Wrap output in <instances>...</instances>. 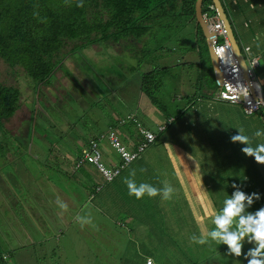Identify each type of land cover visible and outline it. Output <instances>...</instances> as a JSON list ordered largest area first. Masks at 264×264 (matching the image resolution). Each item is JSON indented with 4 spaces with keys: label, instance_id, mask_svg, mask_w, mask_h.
<instances>
[{
    "label": "rangeland",
    "instance_id": "rangeland-1",
    "mask_svg": "<svg viewBox=\"0 0 264 264\" xmlns=\"http://www.w3.org/2000/svg\"><path fill=\"white\" fill-rule=\"evenodd\" d=\"M231 4L235 6L229 10V15L234 19V28H232L238 36L237 41L242 53L247 56L259 50L255 46L260 43L261 37H264V11L258 12L259 4H255L258 13L249 16L246 10L249 6L248 2L234 0ZM251 12L253 10H249V14ZM177 23L183 24V34L174 33L167 39L165 36L166 41H161L165 52L152 51L146 58L159 67H170L158 97H165L166 106H163L167 111L166 115L173 116L178 109H182L189 102L184 96L191 92L186 82L190 77L189 71L193 72L191 76L198 80V72L205 67V60L196 52L198 48L194 46L195 24L186 23L184 20H178ZM144 44L145 42L135 45L121 41L117 44L93 45L82 51L75 50L71 57L65 60L63 69L58 70L57 82L51 87L43 86L40 91L38 90L39 92L35 88V83L22 69L17 68L16 72H13L15 70L12 71L0 62L1 82L18 88L21 93L20 109L5 123L11 136L0 134V242L3 246H10L5 238L8 236L9 242L13 239L25 249V258L20 255L18 258L16 255L13 257L17 261H28L29 264H139V256L137 258L133 256L135 252L147 244L156 243V246L166 244L169 247L168 252L162 253V261H167L163 264H247L243 256L236 261V258L226 255L227 246L218 245L211 239L204 245L193 244L191 237L194 234L197 236L201 234L195 227L191 226L188 234L183 232V225L179 227L176 222L169 221L170 225L155 229L147 223L134 220L137 215L142 218L137 208L134 209V218L129 215L130 210L137 207V201H133V197L127 194V186L123 182L131 171L136 172L137 184L148 183L154 186L156 184L151 182L152 177L157 175L160 186H164V181L167 182L174 189L173 193L182 199L183 186L197 178L199 168L185 170L184 167L179 166L169 171V166L175 167L178 164L173 165L170 160L171 153L166 152L164 145H178L183 142V134L175 129L162 133V144L156 142L143 153V159L151 166L150 169L142 171L141 161L126 168L127 170L112 185L116 188L117 194L102 180L103 177L95 166L89 163L85 165V168L97 173L101 183L106 185L104 192L99 196L98 209L92 206L88 210L91 223L86 227L79 225L78 231L76 228L65 230L63 235L59 234L57 241H53L51 235L47 237L43 231L46 227L55 230L54 223L64 228L65 220L73 214L66 202L68 199L64 196L75 195L74 201L78 203L80 195L88 194V189L83 184L88 185L86 177L91 181L98 179L85 169H83L85 176L82 177L81 172L77 168H72L67 161V158L74 156V150L81 148L82 142H90L97 137L96 134L107 132L109 121L118 124L124 122L123 128H131V132L137 135H127L126 140L118 136L123 144L129 146L130 143H135L134 140L136 143L140 142L142 126L138 128L137 122L129 119L130 116L147 127L142 128L152 132L160 130V126L166 124L165 113L153 106L145 93L135 88L137 78L134 70L138 67L141 57L139 50ZM199 47L204 48L202 41ZM72 48L71 45L67 46L61 54L68 53ZM183 62L192 63L194 66L180 67L183 66ZM148 67L150 68L145 63L142 68L147 70ZM263 73L258 74L259 81L264 79ZM83 80L86 87L79 89ZM92 80L98 88H95L97 92L94 97H91L89 92L93 88L90 85ZM218 91L219 88L214 89L216 94L212 97L213 100L218 99ZM140 92L141 98L137 96ZM201 103V100L195 102L194 107L200 108L206 115H217L225 125L246 129L230 113H217V109H222L224 103H220L219 107L208 101ZM235 106L243 110L241 105ZM152 116L162 124L159 126L154 123ZM256 131L258 130L254 133ZM110 132L108 131V135ZM15 136L23 143L15 139ZM26 138L31 139L28 145ZM255 142L252 143L253 147L260 144ZM243 147L245 145L239 144L236 148V156L240 154L239 157L242 158L241 162H237V171L234 169L229 177L223 176L219 179L224 181L223 190H227L228 196L235 191L233 184L239 185L246 194L256 189L263 191L260 194L262 200L258 202L261 206V202L264 201V165L256 163L254 158L247 157L241 151ZM99 148L106 164L108 158L114 159L113 163H120V154L108 137L99 140ZM201 151L198 157L195 152L194 155L200 157L198 160L202 167L205 166L202 179L204 184L211 183L212 190H215L214 196L208 192L205 185L202 201H197L184 193L193 205H201L199 209L192 210L199 218H203L210 211L208 205L221 209L225 200L224 191L221 195H217L214 188L219 180L214 177L223 174L220 170L214 169V165L220 163L219 151L214 149L213 144L210 148L211 153L206 154L205 149ZM223 152L226 154L224 165L227 166L232 162V157L230 153ZM178 153L179 150L175 155L177 156ZM249 167L253 170L249 171ZM148 199L153 200L152 197ZM144 200L146 201L145 196ZM58 201L66 204L67 208H59ZM254 203L248 209L249 212L258 207L257 201ZM142 204L144 205V201L140 199V205ZM182 209L183 206L179 211ZM146 220L154 221L148 217ZM43 225L45 227L42 229ZM202 228L206 229V226L203 225ZM213 228L214 225L211 223L207 230ZM154 232L155 236L151 235ZM44 236L47 238H42ZM176 238L181 240L178 248L173 242ZM187 239L189 240L186 241ZM253 246L246 242L243 252L247 253Z\"/></svg>",
    "mask_w": 264,
    "mask_h": 264
},
{
    "label": "trees",
    "instance_id": "trees-1",
    "mask_svg": "<svg viewBox=\"0 0 264 264\" xmlns=\"http://www.w3.org/2000/svg\"><path fill=\"white\" fill-rule=\"evenodd\" d=\"M196 1L197 0H82L83 7H77V0H0V62L7 65L12 71L15 70L13 72H16L17 68L22 69L26 75L32 79L33 83H35V88L37 89V92H39L43 86L51 87L55 82H57L56 74L58 70L63 69L65 60L71 57L75 50L82 51L93 45H104L105 43L117 44L121 41L135 45L137 43L145 42L143 47L139 50L141 51V57L139 58L138 67H135L137 69L134 70L137 78L135 81V88L136 90L139 89L141 92L145 93L150 99L151 104L163 111L165 113L164 115H166L167 111L163 106L165 105V97H158V93L162 91L164 79L167 77L170 67H159L155 65L153 61H148L146 58L147 54L152 51L156 53L159 51L161 53L165 52V47L161 43V41H166L164 40L165 36L167 39V37L174 33L178 34L181 32L183 34V24L177 22L178 20H184L186 23L195 24L196 26L195 31L197 32L198 45L196 44L194 46L199 48V55L203 60H205V67L199 71L198 80L189 74V78L192 79V82L188 84V87L194 83L192 87L194 95L192 98L189 95L185 96V98L189 99L188 104L182 109H178L174 113V116L171 114H167L165 116L166 125L164 126V132L176 129V127L186 130L185 128L188 127L190 119H192L193 122L191 128H200V125L194 122L195 115L191 117L193 114L192 111L196 108L194 107V103L208 97L212 98L217 92H214V89L219 88L220 90V87L218 86L214 76L204 33L197 22L195 9ZM221 1L233 27L234 19L231 15H229V10L231 7L235 6L227 3L226 0ZM210 5L214 6L213 0H204V13L208 10ZM235 36L238 39L236 34ZM142 38L143 40L141 41ZM201 41L204 43L203 49L199 47ZM69 45L73 46L72 50L62 55V51ZM245 58L247 61H250L256 57L249 53L245 56ZM257 59L258 65L254 67L253 71L257 81H259L256 73L264 70V59ZM145 63L150 66L147 70L142 68ZM185 65H188V67L194 66L192 63L187 64L186 62H183V66L180 67H185ZM180 67L174 66V68ZM257 70L258 72H256ZM139 71L142 73H138ZM90 85L93 88L88 91L91 93V97H94L97 92L95 88L97 87L93 80ZM94 90L96 91L94 92ZM205 90L208 92H205ZM262 90L264 93L263 87ZM216 100L219 101L217 103H226L224 105V111L226 110L227 113L233 115L236 121L246 128L244 130V134L250 137L252 143H256L255 141H257V143L263 141V136L255 138L251 134L255 130L264 131V110L260 111L257 116H250L246 115L243 110H240L239 107L235 106L236 104L223 101L219 98ZM213 104L214 103H212V105ZM20 106V90L13 86H7L0 80V134L2 133L3 135L11 136L9 134L10 132L5 127V123L15 115V113L20 109ZM197 114L200 117L199 120L208 126V128L210 127L212 134L209 135V142L207 145L213 144L216 146L214 149L219 151L221 161L226 159V154H221L224 151L222 147L224 144H227L224 137L228 139L229 143L227 145H230L232 148L230 150V156L232 157L231 164L232 167L237 170V162L242 161V158L239 157V153V155L236 156V148L240 143L231 144V136L237 135V129L242 127H236L233 125H231L232 127H228L224 123H221L217 128L213 126L215 125V120L203 113V111L199 114V110H197ZM131 119L137 122L136 125L138 128H140V126L147 128L146 125L144 126L140 123V121L135 120L134 117H131ZM204 119L205 121H203ZM256 119H259V121H256ZM251 122H253V125ZM118 126V123L109 125L107 130L118 133L115 129ZM128 129L130 134L132 133L135 135V133L131 132V128ZM232 129L233 134L229 135V132ZM164 132L160 130L156 132L157 139L155 143L157 142L162 144L161 135ZM14 138L17 140L19 139L16 136ZM19 140L21 141V139ZM26 140L28 145V141L31 139L29 138L28 140L26 138ZM94 140L100 139L94 138ZM30 143L31 141L29 144ZM88 144L89 141L82 142V146L80 145L81 148L78 147V149L74 150V156L72 158H67L70 165L77 168L78 171L82 173L83 169H86L85 165L90 164L87 162L86 164L84 163L78 165L79 161L82 159L83 146H88ZM211 145L209 147H206L205 144L200 145V152L202 153L201 149H205L204 152L206 154L211 153ZM187 146L188 145L186 144L183 145V159H181L180 163H183L185 158V161H187L188 164H191L192 160L190 148H187ZM2 148L3 147H1V149ZM144 152H142L140 158L132 164L137 161H141L143 170H148L147 162L143 159ZM206 154L205 158L207 159ZM126 170L127 169L123 172ZM252 170V167H249V171ZM123 172L112 182H107L102 176V180L107 185L109 184L108 186L111 187V190L115 194H117V191L115 187H112V185L123 174ZM96 175L98 178L97 173ZM251 175L252 173H250V176ZM252 178L254 179V176ZM152 181L156 184L154 185L156 188H163V186L159 185L158 178L152 177ZM218 181H220V184L224 186L223 180ZM91 182L92 185H87L86 183L83 184H85L88 189L87 196H92V202L96 207L99 205V196L104 192L106 185L101 183V180L99 179ZM204 185L208 188V192L214 196L215 190H212L211 183L205 182ZM217 187L218 184L214 188ZM187 190V192H184L183 188V199L178 197L175 193H173L171 198L168 200L163 199L159 195L154 197L153 200H150L148 199V196L145 195L146 201L144 198L142 199L144 201V205H140V199H136L134 196H131L133 197V201H137V207L131 209L129 215L134 218V209L137 208L142 214V218L137 215L134 220H140L141 223H147L155 229H158L161 226L170 225L169 221H174L179 227L183 225V232L185 233L189 234L188 231L191 226L195 227L198 230V233H201L200 227L195 219V214H193L192 211L193 208L197 206L192 204L189 197L184 196L185 193L192 197L195 195V192L192 188L187 187ZM249 192L258 193L260 195L263 191L256 189ZM199 194L202 196V193ZM258 202L260 201H257L258 207L251 209V212L254 213L257 209L264 207V201L261 202V206ZM182 206V211H179ZM149 207H152V209ZM220 210H218V212ZM189 214H192L193 216L192 222L189 220ZM146 217L151 218L154 221H147ZM204 220V224L206 228H208L212 223V219L204 218ZM75 224L80 223L75 222ZM151 235L155 236V232ZM188 240L189 239L186 241ZM173 242L178 248V244L181 240L176 238ZM2 247L4 250H2ZM168 251L169 247H167L166 244L162 246H156V243L147 244L141 248V250H137L133 256L135 258L139 256V264H148L149 260H152L153 264H163L167 263V261H162V253H166ZM5 253V247L0 242V264H16L14 261L17 260L13 258L14 256H12L9 252L5 255L7 258H4Z\"/></svg>",
    "mask_w": 264,
    "mask_h": 264
},
{
    "label": "crops",
    "instance_id": "crops-1",
    "mask_svg": "<svg viewBox=\"0 0 264 264\" xmlns=\"http://www.w3.org/2000/svg\"><path fill=\"white\" fill-rule=\"evenodd\" d=\"M227 1V3H230L231 4V2L233 3V1L234 0H226ZM245 2H248V9H246L247 11H248V15L249 16H252V15H256L258 12H261V11H264V1L263 0H244ZM255 4H259V10H258V12L256 11V9H255ZM234 5V4H233ZM249 10H253V12H251L250 14H249ZM264 28V27H263ZM193 34H194V36H195V38H194V40H195V43H194V45H198V37H197V32L195 31V29L193 30ZM193 40V41H194ZM189 41H192V40H189ZM198 48V47H197ZM255 48L258 50V51H254L253 53H251V55H253V56H255V57H258L259 59L261 58V60L262 59H264V37H261V39H260V43L258 44V45H256L255 46ZM199 49V48H198ZM197 53H199V51L197 50L196 51ZM256 72H258V70L256 71ZM261 72H264V70H262V71H259V73L261 74ZM193 72H191V71H189V74L191 75ZM199 73V72H198ZM259 73H256L257 74V77H258V74ZM264 74V73H263ZM262 76H264V75H262ZM188 84L189 83H191L192 82V79H190V78H188V80L186 81ZM260 82V85H261V87H263V89H264V85H263V83H264V79H262V80H260L259 81ZM194 84V83H193ZM193 84H191V85H189V89L191 90V92L189 93V94H184V96H187V95H194L193 94V92H192V87H193ZM115 86V85H114ZM118 89V88H117ZM115 92H116V90H114ZM208 92V91H207ZM263 95H264V93H263ZM138 97L140 96V98H141V92L137 95ZM139 98V99H140ZM208 101V103H210V104H212V103H214V104H216V106H218L219 107V104L220 103H217V102H219V101H217V100H213L211 97H208V98H205L204 100L203 99H201V104H203V102H207ZM212 101V102H211ZM151 102V101H150ZM139 103H140V101H139ZM213 104V105H214ZM224 104H226V103H224ZM145 108H147V107H145ZM196 109H198L199 110V114H201L202 113V111L200 110V108H195L192 112H193V114L191 115V117H193L194 115H195V119H194V122L195 123H197V124H199L200 125V128H191V126L193 125V122H192V119H190V121H189V124H188V127H186L185 129L186 130H183V129H179L178 127H176V129L175 130H177L180 134H183V142H180V143H178V145H171V144H165L164 145V149L166 150V152L168 153V152H170L171 153V161H172V163H173V165L174 164H178V165H176L175 167L174 166H169V171H171V170H175V168H177V167H179V166H182V167H184L185 168V170H188V169H192V170H196V169H200V172H199V174H198V176H197V178L196 179H192V181L189 183V184H186L185 186H183V188H184V192H187L188 190H187V187L188 188H192V190L195 192V195H193L192 196V198L193 199H196L197 201H202V196H200V194L199 193H202L203 194V190H204V181H203V179H202V177H203V169L204 170H206L205 169V166H203L202 167V165H201V162H200V160H198L199 158H197L198 157V155L199 154H201V152H200V145H206V147H209L210 145L208 144L207 145V143L209 142V135L210 134H212V132L210 131V127L208 128V126H206L205 124H203L200 120H199V116H198V114H197V110ZM224 109H225V106L222 108V109H217V113L218 114H223V113H227L226 112V110L224 111ZM143 110H145V109H143ZM196 110V114L194 113V111ZM208 116H210L213 120H215V125H213V126H215V127H219L220 126V124L222 123H224L223 121H221L220 120V118L217 116V115H208ZM259 121V119H256V121ZM152 121L154 122V123H157L159 126L162 124V123H158V121H157V119H155V117L154 116H152ZM261 122V121H260ZM112 124H117L116 122H114V121H109V125H112ZM251 124L253 125V122H251ZM119 126L118 127H116L115 129L118 131V136L120 137V138H123V140H126V138L128 137L127 135H130V131H129V129L128 128H123V126H124V123L123 124H118ZM166 124H162L161 126H160V129H163L164 128V130H165V126ZM227 126L228 127H232L230 124H227ZM257 127V126H256ZM149 128V127H148ZM164 130H163V132H164ZM209 130V131H208ZM264 130V129H263ZM251 131V130H250ZM108 132V131H107ZM157 132V131H156ZM249 132V131H248ZM106 134V132L105 131H103V132H100V133H98V134H96L95 136H97L96 138H101V136L102 135H105ZM132 134V133H131ZM160 134V133H159ZM158 134V135H159ZM231 134H233V129L229 132V135H231ZM134 135V134H133ZM253 137H254V132L251 134ZM134 136H137V135H134ZM225 139H226V142H227V144L229 143V141H228V139L226 138V137H224ZM260 138V137H259ZM104 139V138H103ZM29 142L30 141H28V144H29ZM125 142V141H124ZM134 142L136 143V140H134ZM126 143V142H125ZM135 143H130L131 145H129V147L130 148H134V146H135ZM260 143H264V137H263V141L262 142H260ZM188 145L187 146V148H190V153H191V160H192V163L191 164H188V162L187 161H185V158H184V160H183V163H180V160L181 159H183V145ZM225 145L224 144V146L222 147V149L224 150V151H226L227 153H230V150L232 149L231 147H230V145ZM231 144H232V142H231ZM236 144V143H235ZM83 147H85V146H83ZM213 147H216V146H214L213 145ZM177 150H179V153H178V155L176 156L175 155V152L177 151ZM187 151V150H186ZM189 151V150H188ZM194 152L195 153H197V157L194 155ZM206 152H207V150H206ZM199 153V154H198ZM221 154H223L224 155V152L223 153H221ZM176 157V158H175ZM114 159H112V158H108V162H107V164L109 165V166H116L117 165V162L116 163H113L112 161H113ZM103 161H104V158H103ZM105 163V162H104ZM207 163H208V161H207ZM106 164V163H105ZM106 164V165H107ZM147 165H148V169H150L151 168V166L147 163ZM72 168H74V167H72ZM214 169H217V170H220L223 174H220V175H218V176H215L214 178L215 179H219L220 177H223V176H230L231 175V173H232V171L234 170V168L232 167V164L230 163V164H227V166H225L224 165V161H221L220 160V163H217L216 165H214ZM253 169V168H252ZM65 170V169H64ZM86 171H88V172H90V173H93L96 177H97V175H96V173L93 171V170H91V169H88V168H86L85 169ZM209 171V170H208ZM237 171V170H236ZM81 174V176L83 177V175L84 174H82V172L80 173ZM85 176V175H84ZM128 176V175H127ZM126 176V177H127ZM152 176H153V174H152ZM154 178H158L157 177V175H154L153 176ZM98 179L99 180H101V178L98 176ZM219 180H222V179H219ZM86 181L88 182V184L89 185H92V182H91V180H88V178L86 177ZM153 182V181H152ZM217 184H218V187L216 188V193H217V195H221L222 193H223V191H224V198L226 199V197L228 198L229 196H228V192L226 191V190H223L224 189V186H222L221 184H220V181H217ZM55 187V186H54ZM264 187V186H263ZM61 193H63V190H62V192ZM60 193V194H61ZM62 195H65V194H62ZM64 197H66L68 200L66 201L67 202V204L69 205V207L72 209V211H73V214H72V216L71 217H68L65 221V226H64V228H60L61 226H58L57 225V223H54L55 225H54V227H55V230H51L50 228H47L46 227V230H43L44 231V233H45V235L47 236V237H49V235H51V238H52V240L53 241H57L58 240V238H59V234H61V235H63L64 234V231L65 230H68V229H70V228H76V230L78 231V227H79V225H81V223H80V221L77 219V217H84V218H89V216H88V210L89 209H91L92 208V206H93V208L94 209H98V207L96 206V208H95V206H94V204H93V202H92V196H90V197H88L87 195L86 196H81L80 195V202H75L74 200H75V195H65ZM262 199L260 198L259 199V201H261ZM264 203V202H263ZM264 206V205H263ZM201 207V205H198L197 207H195V209H199ZM208 208L210 209V211L209 212H207L205 215H204V217L203 218H199L197 215H195V219H196V222H197V224L199 225V227H200V230L201 229H203L202 228V226L204 225L205 226V224H204V218H208V219H212L213 217H214V215L215 214H217L218 213V210H220V209H218L216 206H212V205H208ZM188 214V213H187ZM193 214H195L194 212H193ZM192 214H189V220H190V222H192ZM75 222H79L80 224H75ZM86 225L88 226V224H85L83 227H86ZM45 226L43 225L41 228L43 229ZM207 229V228H206ZM7 232V231H6ZM9 234V233H8ZM10 235V234H9ZM11 236V235H10ZM56 236H58V237H56ZM47 237H42V238H47ZM6 238V240H7V243L8 244H10V246H4L5 247V250H6V253H11L12 254V256H15L16 255V257L18 258V255H20V256H22L23 258H25L26 257V254H25V249L24 248H22V246L21 245H18L16 242H15V240H13L12 239V241L11 242H9V240H8V236H6L5 237ZM40 242H42V241H40ZM26 251H27V249H26ZM16 264H29L28 263V261H14Z\"/></svg>",
    "mask_w": 264,
    "mask_h": 264
},
{
    "label": "clouds",
    "instance_id": "clouds-1",
    "mask_svg": "<svg viewBox=\"0 0 264 264\" xmlns=\"http://www.w3.org/2000/svg\"><path fill=\"white\" fill-rule=\"evenodd\" d=\"M77 7H83L82 0H77ZM237 130L238 134L231 136V142L245 145L241 151L247 157L254 158L256 163L264 165V143L253 147L252 140L244 134V129ZM254 135L261 137L264 136V132L258 130ZM135 177L136 172L133 170L129 176L124 178L123 182L127 186L128 194L136 199H143L145 195L152 198L159 195L168 200L174 192L167 182H164L162 189H158L148 183L137 184ZM232 187L235 191L223 201V207L212 218L214 228L211 230L201 229V234L199 236L194 234L191 237V242L204 245L211 239L218 245L227 246L226 255L236 258V261H239V258L243 256L247 264H264V207L254 213L248 211L254 201L260 199V195L258 193L246 194L236 184H233ZM58 207L66 209L67 205L58 201ZM77 219L80 221L81 227L91 223L90 218L77 217ZM246 242L254 246L244 253L243 248Z\"/></svg>",
    "mask_w": 264,
    "mask_h": 264
},
{
    "label": "built area",
    "instance_id": "built-area-1",
    "mask_svg": "<svg viewBox=\"0 0 264 264\" xmlns=\"http://www.w3.org/2000/svg\"><path fill=\"white\" fill-rule=\"evenodd\" d=\"M203 16L211 26L212 32L215 33L212 43L224 78L223 85L218 92V98L241 105L245 114L251 115L259 106L263 105V90L253 71L254 67L258 65V59L253 58L250 61H246L248 71L245 73L240 62L235 57L228 29L217 14L215 6L210 5ZM238 95H245V98L241 99ZM160 131L162 130L160 129ZM140 134L141 140L135 143L134 148L123 144L115 131H111L109 135L107 132L106 135L100 138L108 137L110 143L117 148L120 154V163L117 166H108L104 163L103 154L99 148V140H91L88 146L83 147L82 159L78 165L86 164L87 162L93 164L107 182H112L128 166L140 158L141 153L154 144L157 139L156 132L142 127ZM4 258L7 257L4 255ZM148 264H153L152 260H149Z\"/></svg>",
    "mask_w": 264,
    "mask_h": 264
},
{
    "label": "water",
    "instance_id": "water-1",
    "mask_svg": "<svg viewBox=\"0 0 264 264\" xmlns=\"http://www.w3.org/2000/svg\"><path fill=\"white\" fill-rule=\"evenodd\" d=\"M203 4H204V0H197L196 1V5H195L196 18H197V22L199 23V25H200L203 33H204V36H205V39L207 42L208 51H209L211 64H212V68H213V72H214L216 82H217L218 86L221 87L223 85L224 78L222 76V69L219 65V62H218L216 56H215L214 46L212 43V40L215 36V33L212 32L211 26L206 22V20L203 16ZM213 4L216 8L217 14L220 16L223 24L228 29L229 37H230V40H231L232 45H233L235 57L240 62V65H241L242 69L244 70V72L247 73L248 69H247V64L245 62V57L242 54V50L238 44L237 38L235 36V32L232 28L231 22L229 21L227 13L225 12V8L223 6V3L221 0H213Z\"/></svg>",
    "mask_w": 264,
    "mask_h": 264
},
{
    "label": "bare ground",
    "instance_id": "bare-ground-1",
    "mask_svg": "<svg viewBox=\"0 0 264 264\" xmlns=\"http://www.w3.org/2000/svg\"><path fill=\"white\" fill-rule=\"evenodd\" d=\"M238 97L241 98V99H244L245 95H238ZM262 110H264V95H263V105L259 106V108L254 113H252L250 116H257V114H259L260 111H262ZM161 130L163 131L164 128L161 129Z\"/></svg>",
    "mask_w": 264,
    "mask_h": 264
},
{
    "label": "flooded vegetation",
    "instance_id": "flooded-vegetation-1",
    "mask_svg": "<svg viewBox=\"0 0 264 264\" xmlns=\"http://www.w3.org/2000/svg\"><path fill=\"white\" fill-rule=\"evenodd\" d=\"M77 85H79L78 83H77ZM83 87H86V83H85V81L83 80V84L82 85H80V88L79 89H82ZM50 104H52V103H50Z\"/></svg>",
    "mask_w": 264,
    "mask_h": 264
}]
</instances>
